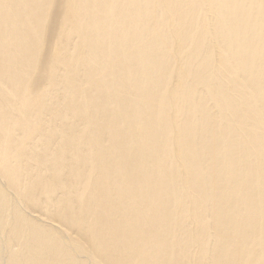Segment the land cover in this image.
<instances>
[{
    "label": "bare ground",
    "instance_id": "obj_1",
    "mask_svg": "<svg viewBox=\"0 0 264 264\" xmlns=\"http://www.w3.org/2000/svg\"><path fill=\"white\" fill-rule=\"evenodd\" d=\"M0 264H264V0H0Z\"/></svg>",
    "mask_w": 264,
    "mask_h": 264
}]
</instances>
